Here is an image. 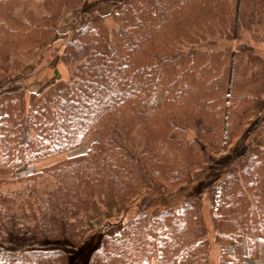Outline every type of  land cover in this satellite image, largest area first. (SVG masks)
I'll use <instances>...</instances> for the list:
<instances>
[{
    "label": "trees",
    "instance_id": "obj_1",
    "mask_svg": "<svg viewBox=\"0 0 264 264\" xmlns=\"http://www.w3.org/2000/svg\"><path fill=\"white\" fill-rule=\"evenodd\" d=\"M32 1L0 0V167L12 171L0 179V264H69L57 245L82 242L88 264H209L200 201L152 206L187 193L264 116V0L113 3L64 45L68 79L26 95L8 79L85 2L41 0L34 11ZM88 138L87 152L65 157ZM242 149L204 181L219 264L256 261L264 240L262 127ZM131 208L125 222L91 229Z\"/></svg>",
    "mask_w": 264,
    "mask_h": 264
},
{
    "label": "rangeland",
    "instance_id": "obj_2",
    "mask_svg": "<svg viewBox=\"0 0 264 264\" xmlns=\"http://www.w3.org/2000/svg\"><path fill=\"white\" fill-rule=\"evenodd\" d=\"M40 1L41 0H33L30 3V7L34 11H36ZM121 1L122 0H85L81 10L66 12L65 14H63V16L57 22L53 37L50 41V49L47 50L43 55L37 53L31 61L25 63L26 65L21 71L18 72L17 75L13 76L11 79H8L9 82H11L12 84L16 83L18 88L25 91L26 95H29L30 93L41 94L42 92H44L46 88L56 82L57 74L59 75L60 80H67L69 73L67 68L59 62V56L73 31L75 29H78L83 24L86 15L94 12L107 14L112 10L113 3H118ZM257 51L264 58V45L257 48ZM19 84L20 86H18ZM0 86L1 88H3L4 84H0ZM263 117L260 120L254 121V123L248 127L241 140L234 142L235 151L239 152V155H242L244 153L242 147L253 138L255 132L259 130V128L262 127L264 131V125H261L264 120ZM91 142V138L85 139L78 148L67 153L65 157H73L76 155L84 154L85 152H87ZM235 151L232 152V155L227 151H224L222 154L215 156V161L213 162L212 166L206 168L205 171L200 173L199 179H196L195 182H193V185L188 189L187 193L180 195L174 194V197L172 198L173 200H171V198L167 199V192L160 193L157 195V198L152 206L159 210H164L168 208V206L177 205L186 196L195 197L200 201L203 218L209 231L208 238L211 245L209 264H219V251L217 244L214 241V235L212 232V214L208 206L204 188V181L208 176L225 174L227 170L226 168L229 167L230 163H232L234 160ZM54 161L55 159L47 160L30 167L19 168L17 174L24 175L25 173H33L39 171L44 166L52 164ZM11 174L12 171L9 168L0 167V179L8 178ZM163 198H165V200H168L169 203L163 202L164 200H161ZM134 211L135 209L131 208V210H128V212L125 214V217L113 216L108 220H106L104 217L100 218L94 224L95 228L92 226L91 229L94 232H99L103 228V226L108 223V221L115 227L131 217L134 214ZM107 229H109L107 231L112 230L111 227H107ZM57 247L60 249L62 248L65 254L69 256V264H88L92 249L91 246L86 244L85 242H82L76 246L60 244L57 245ZM190 264H192V262Z\"/></svg>",
    "mask_w": 264,
    "mask_h": 264
},
{
    "label": "crops",
    "instance_id": "obj_3",
    "mask_svg": "<svg viewBox=\"0 0 264 264\" xmlns=\"http://www.w3.org/2000/svg\"><path fill=\"white\" fill-rule=\"evenodd\" d=\"M247 264H264V240L260 241V257L256 261Z\"/></svg>",
    "mask_w": 264,
    "mask_h": 264
}]
</instances>
